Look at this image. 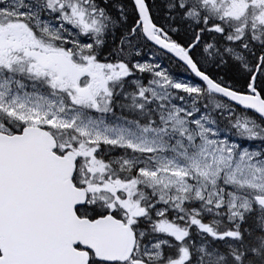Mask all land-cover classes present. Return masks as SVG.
Segmentation results:
<instances>
[{
    "label": "snow or ice",
    "instance_id": "obj_1",
    "mask_svg": "<svg viewBox=\"0 0 264 264\" xmlns=\"http://www.w3.org/2000/svg\"><path fill=\"white\" fill-rule=\"evenodd\" d=\"M0 264H264V0H0Z\"/></svg>",
    "mask_w": 264,
    "mask_h": 264
}]
</instances>
